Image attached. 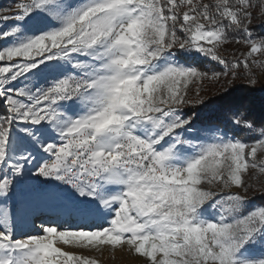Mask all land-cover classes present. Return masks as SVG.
Returning a JSON list of instances; mask_svg holds the SVG:
<instances>
[{
  "label": "snow or ice",
  "instance_id": "obj_1",
  "mask_svg": "<svg viewBox=\"0 0 264 264\" xmlns=\"http://www.w3.org/2000/svg\"><path fill=\"white\" fill-rule=\"evenodd\" d=\"M254 0H15L0 9V264H264V123L197 128L189 86L249 85L264 67ZM247 47L228 59L221 49ZM203 57L219 68L201 69ZM207 133V135H205ZM57 215L27 230L8 200L27 177ZM259 192L262 203L252 204ZM249 193H252L250 196ZM71 249V250H66Z\"/></svg>",
  "mask_w": 264,
  "mask_h": 264
},
{
  "label": "trees",
  "instance_id": "obj_2",
  "mask_svg": "<svg viewBox=\"0 0 264 264\" xmlns=\"http://www.w3.org/2000/svg\"><path fill=\"white\" fill-rule=\"evenodd\" d=\"M14 2L15 0H0V9L14 6ZM260 2L261 0H254L258 6L254 10V15L259 10ZM250 27L254 33H264L261 16H255ZM247 50L245 45L232 42L221 49V55L231 60L239 58ZM178 53L185 58L183 53L179 51ZM256 59L264 61V56L256 57ZM190 61L201 69L215 68L216 71H219L218 67L203 57L199 58L198 61ZM251 70L257 79L254 86L247 83L243 67L239 69L240 76L235 80L229 76L227 78L221 77L219 82L205 80L202 84L190 85L189 98L197 99L195 91L199 87L204 103L186 106L184 112L190 113L194 118L198 115L199 119L196 120V125L216 126L232 135H238L242 140L251 139V136L246 134V130L237 133L235 131L236 126L227 123L234 112L242 114L244 118L256 125L264 123V67L252 65ZM253 200L258 204L262 203L260 194H255Z\"/></svg>",
  "mask_w": 264,
  "mask_h": 264
},
{
  "label": "rangeland",
  "instance_id": "obj_3",
  "mask_svg": "<svg viewBox=\"0 0 264 264\" xmlns=\"http://www.w3.org/2000/svg\"><path fill=\"white\" fill-rule=\"evenodd\" d=\"M261 23L264 22V16H261ZM3 27V25H0ZM177 57L188 63H193L190 60L180 56L177 51ZM184 111V109H183ZM197 128H213L216 126H199ZM220 129V128H219ZM222 132L227 133L228 136L232 134L220 129ZM207 135V133H205ZM251 139H246L250 141ZM261 182H264V176L259 177ZM53 187L46 190H38L35 188V183H33L32 177H27L25 182L17 184L13 189L11 197L8 200L9 205L13 208V217L18 220L22 226L27 230L28 226L32 223L33 220L36 221L37 226L40 221L36 219L37 216H47L55 217L58 213L55 208L45 201L41 200L39 197L40 192L51 191ZM252 193H249V195ZM256 194H260L257 192ZM252 204L259 205L254 200ZM71 250V249H66ZM84 254L96 259L99 264H147V261L144 258L139 257L128 249L125 245L123 247L112 248L111 246H103L100 249L84 250Z\"/></svg>",
  "mask_w": 264,
  "mask_h": 264
},
{
  "label": "built area",
  "instance_id": "obj_4",
  "mask_svg": "<svg viewBox=\"0 0 264 264\" xmlns=\"http://www.w3.org/2000/svg\"><path fill=\"white\" fill-rule=\"evenodd\" d=\"M261 24L264 26V22ZM57 183L58 182H55V181L37 182L35 183V188L38 190H46V189H50L54 187Z\"/></svg>",
  "mask_w": 264,
  "mask_h": 264
}]
</instances>
